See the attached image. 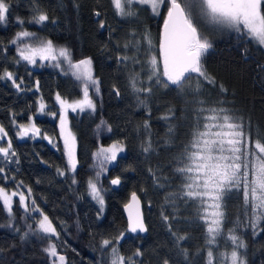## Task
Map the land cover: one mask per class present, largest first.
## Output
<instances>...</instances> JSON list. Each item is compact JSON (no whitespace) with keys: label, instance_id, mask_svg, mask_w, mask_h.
<instances>
[{"label":"snow or ice","instance_id":"obj_1","mask_svg":"<svg viewBox=\"0 0 264 264\" xmlns=\"http://www.w3.org/2000/svg\"><path fill=\"white\" fill-rule=\"evenodd\" d=\"M110 6L116 17L121 20L139 18L140 12L150 10L152 16L163 15V26L159 32L158 52L153 50L156 45L151 32L145 30L141 39L126 41L123 45V53L120 46L116 49V62L123 64L131 62L140 65L144 70L147 65V79L141 80L140 72L130 71L128 82L132 92L136 95L139 106L147 109L148 119L143 122V129L147 137L141 143L142 153L151 155L154 147L151 134V109L148 107V98L153 95L154 89L174 91L177 97L191 96L193 99L185 101L183 111L185 115L179 119L183 124L173 123L177 120V109L168 107L159 117L167 125L163 147L171 150L176 147L177 129H187L185 139L178 146V153L169 162L171 166V178L164 175L161 168H149L148 172L156 188L171 187L179 181L173 191L165 195L161 206V218L167 225L173 240L177 255L182 256L185 264H199V258L203 257L204 264H247L242 249L247 244L238 230L251 229L253 238L264 232V135L259 130L253 134L251 121H244L242 117L235 115L232 109L221 106L224 101H216L209 105L199 97L202 95L204 85H216L215 77L205 69L203 59L213 47L207 36L202 34V27L212 28L216 31L227 30L234 32L238 40L245 45L241 49V55L247 60L249 48L253 45L257 50L264 49V0H109ZM13 0H0V27H7L9 23L19 26L8 41V45L15 46V57L12 63L20 65L24 63L31 67H51L60 75L68 76L75 81V86L80 90V98L70 99L57 92L53 99L55 106L45 102L41 95L35 101V112L27 116L26 122H19L17 115L23 113L10 112L11 129L17 140H46L50 145L59 150L57 140L63 142V156L66 158V167L56 168L60 177L67 178L71 173L72 185H77L76 171L79 164L77 159V139L69 127V112L94 114L97 111V103L94 99L101 95V81L94 74V62L92 57L73 59L72 50L67 46H57L50 39H40L36 32L27 30L24 25L43 26L49 21V15L40 6L39 0H32L31 15L25 19L19 15H13ZM79 6L78 4L76 5ZM166 8V12L164 9ZM95 17H100L101 12L93 10ZM197 21L201 23L198 25ZM51 23L57 21L52 19ZM106 21L99 20V28L104 29ZM115 31V30H113ZM147 43V60L141 61L138 55H128L127 51L135 48L136 53L141 51L142 43ZM0 47L7 50V45L0 42ZM101 51H108L105 44ZM256 68L264 72V64L257 63ZM27 71V68H26ZM28 75L32 73L28 71ZM0 81L11 82V87L17 93L41 91L40 82L25 88L24 77H18L17 72L7 67L0 71ZM193 81L195 83L193 84ZM113 91L117 97L120 90L113 85ZM221 93H227L223 84L219 85ZM144 94L145 99H141ZM191 108V121H188V104ZM33 105H29L31 111ZM37 116H50L58 118L59 137L49 135L41 127L37 126ZM108 133L113 131L112 126L101 118L96 125L97 135L102 130ZM6 142V143H5ZM126 152L124 139H117L104 146L100 144L92 152V164L90 167L95 175L86 181V191L93 201L99 206L97 219L105 208V198L102 194L105 189L100 184V177L107 175L109 166L118 167L121 154ZM44 163V161H41ZM19 165L20 158L13 147V137L4 123L0 122V211L6 213L7 223H0V228L14 230L24 241L29 237L47 242L42 248L49 264H68L67 256L63 254L66 241H61V232L54 224L53 219L43 210L37 202L30 185L23 180L16 179L15 169L9 175L11 165ZM125 171L133 170L131 167ZM14 184L12 189L6 187L7 182ZM110 185L119 187L122 183L120 175L109 181ZM141 191H144L141 189ZM80 198V197H78ZM235 198L242 200L243 218L238 215L233 222V227L227 229V201ZM18 200V206L22 209L19 217L22 223H17V215L14 204ZM181 206L184 211L191 209L189 216L181 214ZM151 207V201H149ZM172 212L168 213L167 209ZM127 217L126 228L119 230L114 236L102 237L99 242V251L102 257L97 264H144L145 252L141 247L125 255L120 250L121 242L128 234L138 237L147 233L142 210V200L136 191H132L126 203L123 204ZM198 221V226L203 229L204 244L198 248L192 259L189 250L182 246V242L190 237L187 234H178L179 230L173 229V222L180 223ZM59 227H64L61 221ZM77 227H79L77 225ZM223 241L224 251H218L220 241ZM230 249V250H229ZM106 257V259H103ZM157 264H172L165 257Z\"/></svg>","mask_w":264,"mask_h":264},{"label":"trees","instance_id":"obj_2","mask_svg":"<svg viewBox=\"0 0 264 264\" xmlns=\"http://www.w3.org/2000/svg\"><path fill=\"white\" fill-rule=\"evenodd\" d=\"M40 6L49 15V21L43 26L25 24L29 31L37 33L40 39H50L57 46H67L72 50L73 59L78 60L83 57H92L94 74L101 81V95L95 97L97 111L92 114L69 113L70 127L77 135V159L79 161L76 179L77 185H72L71 177H60L56 173V168H65L66 159L63 156L59 140V150L55 151L46 140H24L16 141L14 132L11 129L9 113L14 111L23 113L17 115L19 122H26L27 116L35 112V101L41 95L45 102L55 106L54 95L59 92L62 96L76 99L80 96V90L75 86V81L70 77L62 76L56 69L42 67L40 69H30L24 63L15 65L12 63L15 57V46L8 45V41L20 28L14 23H9L5 27H0V42L7 45V50L0 47V71L7 67L15 71L18 77H24L25 88L31 87L36 80H39L41 91H23L17 93L11 87V82L0 81V122L4 123L9 130V135L13 137V147L17 151L20 164L11 165L9 175L15 172L17 180H23L30 185L37 202L43 210L53 219L61 232V241H66L63 247V254L67 256L68 264H97L102 257L99 251V242L102 237L114 236L119 230L126 228L127 219L124 216L123 204L127 202L132 191H136L142 200V207L145 223L148 231L133 237L128 234L127 238L121 242L120 250L123 254L129 255L135 251L136 247H141L145 252L142 258L144 264H157L168 257L172 264H185L182 256L177 255L173 245V238L168 231L167 225L161 218V206L164 203L165 195L173 191L179 181L173 183L171 187L164 189L156 188L149 175V168H161L164 175L171 178V166L169 162L178 153L179 145L185 139L186 128L177 129L176 147L170 151L163 147L166 138L167 125L159 117L168 107L177 109V120L173 123L183 124L179 118L185 115V101H191L193 97H177L174 91L154 89L153 95L148 98V107L151 109V138L156 148L151 155L142 153L141 143L147 137L142 125L148 119L147 109L138 105L136 95L129 86L128 77L130 71L140 72L141 80L147 79V65L141 70L140 65L131 62L117 64L115 56L117 45L123 53V45L132 39H141L145 30L151 32L154 44L156 45L153 54L158 52L159 32L161 31L163 15L158 19L145 11L146 20H142L141 14L138 19L121 20L116 17L110 6L109 0H39ZM79 5L78 7L76 5ZM32 0H13V15H19L27 19L31 15ZM101 12L100 17H95L93 10ZM166 12V8L164 9ZM52 19L57 21L51 23ZM106 21L104 29L99 28V20ZM115 30V31H113ZM107 44L108 51H101ZM244 43L238 40L237 35L230 33L223 39L213 43V47L208 51L203 59L206 71L216 79V85H204L200 99H204L209 105L216 101H224L221 105L233 110L236 116L242 117L244 121H251L253 134L257 129L264 135V72L257 70V63L264 64V51L257 50L253 45L249 48V59L241 55ZM147 43L141 45V51L136 53L135 48L127 51L128 55H138L143 62L147 60L145 52ZM27 68V71H26ZM28 71L32 73L28 75ZM195 81H193V84ZM223 84L227 88V93L219 91V85ZM113 85L120 90L117 97L113 91ZM141 99H145L141 94ZM33 105L31 111L28 106ZM195 105L188 104V121L190 122L191 108ZM105 119L111 124L113 131L97 135L96 125L100 119ZM37 126L49 135H58L56 119L52 117H36ZM117 139H124L126 144V155L121 156L118 167H110L107 175L100 177V184L106 198V212L102 219H97V209L94 201L86 191V181L91 175L92 152L97 146L103 144L107 146ZM41 161H44L42 163ZM133 170L125 171L127 167ZM120 175L122 183L116 190L109 186V181ZM0 183L4 181L0 180ZM6 187L12 189L14 184L9 181ZM143 189L144 191H141ZM80 197V198H78ZM151 201V207H149ZM17 215V223H22L19 217L22 209L18 203L14 205ZM172 212L171 208L167 209ZM227 222L225 224V234L227 229L233 227V222L239 215L243 218L242 200L235 198L227 201ZM191 209L184 211L181 206V214L189 216ZM64 222V227H59L60 222ZM0 223L6 224V213L0 211ZM77 225L79 227H77ZM264 226V225H262ZM173 229L179 230L178 234H187L190 239L182 242V246L187 248L192 254V259H196L198 248L204 244L203 229L198 226V221L180 223L173 222ZM246 241L247 248L242 249V253L247 260V264H264V232L253 238L251 229L238 230ZM46 241L41 243L36 237H29L24 241L20 240L18 234L12 229L0 228V264H49V260L42 248L46 246ZM223 241H220L218 251H224ZM230 250V249H229ZM103 259H106L104 257ZM199 264H204L203 257L199 258Z\"/></svg>","mask_w":264,"mask_h":264},{"label":"rangeland","instance_id":"obj_3","mask_svg":"<svg viewBox=\"0 0 264 264\" xmlns=\"http://www.w3.org/2000/svg\"><path fill=\"white\" fill-rule=\"evenodd\" d=\"M148 13H150V10L148 11ZM140 14H141V18H142V20H146V19H144L145 18V13L144 12H140ZM151 15V14H150ZM153 17H155L156 19H158V17L159 16H153ZM131 19H136V18H131ZM197 23H198V25L201 23L200 21H197ZM201 27H202V34L204 35V36H207L208 37V39L210 40V42L212 43V45H213V43L214 42H216V41H219V40H221V39H223V37H225V36H227L228 34H230V33H233L234 34V32H229V31H227V30H223V31H216V30H213L212 28H204V26L203 25H201ZM20 30V29H19ZM45 40H47V39H45ZM147 49V48H146ZM155 50V49H154ZM262 51H264V49H261ZM153 54V53H152ZM30 69L32 68V69H40V68H42V67H31V66H28ZM48 68H51V67H48ZM53 69V68H52ZM63 76V75H62ZM68 77V76H67ZM77 98H80V96L79 97H76V99ZM69 113H71V112H69ZM87 113H89V114H92V113H90V112H85V114H87ZM96 113V112H95ZM94 113V114H95ZM73 114H76V113H73ZM94 114H92V115H94ZM38 117H44V116H38ZM47 117H50V116H47ZM51 118V117H50ZM56 125L58 126V118L56 119ZM70 123H69V127H70ZM71 128V127H70ZM71 130H72V128H71ZM72 132L75 134V132L72 130ZM101 133H102V137L104 136V134H107L108 132L106 131V129L105 130H102L101 131ZM58 135H59V128H58ZM76 136V138H77V135H75ZM14 137H15V135H14ZM30 140V139H29ZM38 140V139H37ZM16 141H18V142H22L21 140H17L16 139ZM31 141H35V140H31ZM6 143V142H5ZM59 143H60V146H61V150H62V153H63V142L62 141H59ZM52 146V145H51ZM53 147V146H52ZM53 149L55 150V151H57L58 149L57 148H54L53 147ZM126 153V152H125ZM121 154V156H124V155H126V154ZM66 159V158H65ZM66 167V166H65ZM94 175H95V172H94V170L92 169V171H91V177H93L94 178ZM72 176V174L71 173H69L68 174V177H71ZM102 194L104 195V193L102 192ZM90 197V196H89ZM91 198V197H90ZM104 198H105V196H104ZM17 203H18V200H17ZM94 203L96 204V206H97V209H99V206L97 205V203L94 201ZM15 205V204H14ZM105 212H106V198H105V208H104V213H103V215L105 214ZM103 215L99 218V219H102L103 218Z\"/></svg>","mask_w":264,"mask_h":264},{"label":"water","instance_id":"obj_4","mask_svg":"<svg viewBox=\"0 0 264 264\" xmlns=\"http://www.w3.org/2000/svg\"><path fill=\"white\" fill-rule=\"evenodd\" d=\"M163 23V22H162ZM162 26H163V24H162ZM161 29H162V27H161ZM109 186L112 188V189H114V190H116V189H118L119 187H117V186H112V185H110V183H109ZM144 209V207H142V210ZM124 216H125V218L127 219V217H126V214L124 213ZM145 234V233H144ZM143 235V234H142Z\"/></svg>","mask_w":264,"mask_h":264}]
</instances>
